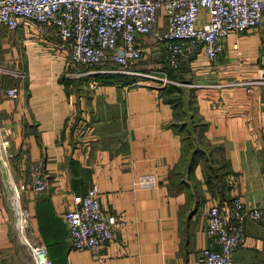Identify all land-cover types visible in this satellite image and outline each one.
Instances as JSON below:
<instances>
[{"label": "crops", "instance_id": "0c3cea01", "mask_svg": "<svg viewBox=\"0 0 264 264\" xmlns=\"http://www.w3.org/2000/svg\"><path fill=\"white\" fill-rule=\"evenodd\" d=\"M207 20L202 11L198 26ZM157 27H166L163 12ZM263 42L264 25L228 34L215 62L193 55L184 81L168 84L181 88L177 113L158 80L104 67L70 75L69 45L48 24L0 25V264H35L24 238L43 245L51 264H199L201 250L213 246L211 205L240 196L264 209ZM139 43L143 58L163 57L161 76L166 50L149 37ZM9 88L16 99L5 96ZM192 118L202 129L188 149ZM34 163L47 175L41 192L29 186ZM141 175H153L155 186H134ZM93 183L101 210L117 218L97 253L72 249L61 217ZM232 258L264 264L263 221H246Z\"/></svg>", "mask_w": 264, "mask_h": 264}, {"label": "built area", "instance_id": "2783aa9c", "mask_svg": "<svg viewBox=\"0 0 264 264\" xmlns=\"http://www.w3.org/2000/svg\"><path fill=\"white\" fill-rule=\"evenodd\" d=\"M202 11L208 20L198 26ZM159 12L165 18L164 29L157 27ZM20 23L52 26L58 38L69 45V70L73 66H101L108 73L142 76L135 68L143 57L139 38L149 37L164 47L171 71L180 69L200 51L209 62H215L228 34L264 25V0H0V25L12 30ZM86 72L71 71L70 75ZM149 77L163 85L176 84L165 73ZM5 96L16 99V89H7ZM5 146L6 141H0V149ZM29 178L33 191L46 189L47 175L40 164L30 165ZM155 183L153 175H141L133 181L139 188L154 187ZM19 188H25V184ZM18 214V220L26 226V214L21 210ZM61 217L70 247L92 253L113 238L117 224L113 213L101 210L94 183L83 194L72 196ZM247 220L264 222V209L245 206L240 196H233L225 205H211L206 234L213 246L201 250L198 263L234 264L232 255L245 239ZM23 240L35 264H51L43 245Z\"/></svg>", "mask_w": 264, "mask_h": 264}, {"label": "trees", "instance_id": "16d2710c", "mask_svg": "<svg viewBox=\"0 0 264 264\" xmlns=\"http://www.w3.org/2000/svg\"><path fill=\"white\" fill-rule=\"evenodd\" d=\"M97 67H101V66H97ZM86 68L87 67H84V66H73L72 70L75 71V70H81V69H86ZM187 68L188 67L184 64L177 71H171V70L168 69V67L166 65V70H165L166 73L165 72L164 73L166 74V76H167V78L169 80H171V81L177 80V81H179L181 83V82L184 81V78L182 77V74L187 71ZM129 78H133V77L130 76ZM163 92L166 95H169V98L167 100H168L169 103H171V105L175 109V112L181 113V112L184 111L182 109L183 108L182 100H181L180 96H178V95H181V88L179 86H174V85H169L168 86V84H166L165 87L163 88ZM175 93H177L178 95L173 96V94H175ZM190 111L191 112L193 111V109H192L191 106H190ZM191 123H192V126H191L192 127L191 128L192 132L191 133L186 132L184 134V136H183V146H184V148H188V149H190V147H193L194 137L192 136V133H196V130H199L200 131L202 129V125L200 124V121H196V120H194L192 118ZM183 128H184V126H183ZM196 155H198V154L196 153ZM210 172H208V169H207V176H208L207 177L208 178L207 180L208 181L210 180L209 179ZM208 173H209V175H208Z\"/></svg>", "mask_w": 264, "mask_h": 264}, {"label": "rangeland", "instance_id": "374dc122", "mask_svg": "<svg viewBox=\"0 0 264 264\" xmlns=\"http://www.w3.org/2000/svg\"><path fill=\"white\" fill-rule=\"evenodd\" d=\"M155 58H157V60H155ZM161 61L163 62V57L151 58L149 54V56H146L145 58L142 57L141 60L135 65V68L141 73L142 76L140 77L142 79H149L152 81L154 79L150 78L149 76H160V74L156 72V66L163 64Z\"/></svg>", "mask_w": 264, "mask_h": 264}]
</instances>
